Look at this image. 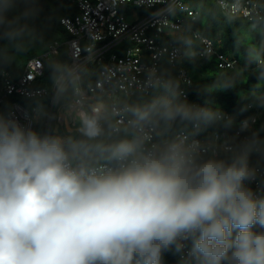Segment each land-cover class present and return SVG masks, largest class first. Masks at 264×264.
<instances>
[{"label":"clouds","instance_id":"1","mask_svg":"<svg viewBox=\"0 0 264 264\" xmlns=\"http://www.w3.org/2000/svg\"><path fill=\"white\" fill-rule=\"evenodd\" d=\"M37 2L0 0V41L30 33ZM141 4L175 12L172 0ZM218 7L229 20L245 11L242 0ZM248 55L264 106V59ZM235 86L225 73L205 91ZM141 92L132 103L78 107L65 134L0 114V264H161L168 252L179 264H264V138L195 139L232 121L182 99L171 74L150 70ZM257 181L259 194L249 186Z\"/></svg>","mask_w":264,"mask_h":264},{"label":"built area","instance_id":"2","mask_svg":"<svg viewBox=\"0 0 264 264\" xmlns=\"http://www.w3.org/2000/svg\"><path fill=\"white\" fill-rule=\"evenodd\" d=\"M68 1L78 11L61 18L70 38L56 42L39 55L31 57L18 77L4 68L0 69V114L17 119L22 126L43 131L51 124L64 132L72 131L76 127L73 119L75 109L98 101L120 105L130 103L131 98L142 95L141 89L150 70L168 73L165 63L175 69L176 78L184 85L183 98L189 99L186 87L191 86L193 81L182 65L183 47L171 37L192 33L203 47L200 56L217 54L221 68L235 64L234 60L216 51L212 40L190 27L189 22L198 18V10L189 0H172L175 8L173 15H169L163 5L138 6L137 0ZM214 1L218 7V0ZM242 2L245 11L237 17L250 21L264 17V0ZM62 46L66 48V57L70 60L65 71L50 87L39 85L38 80L47 66L61 64ZM83 77H86L85 81ZM58 83L66 85L64 92L58 91ZM11 96L38 100L49 98L50 105L44 112L40 106L30 108L14 101L7 110L6 102ZM189 103L205 107L195 102ZM249 107H254V104ZM219 111L224 114L225 120H235L238 128L234 131L207 129L196 135L195 139L206 141L218 137L222 141L236 137L243 140L251 131H256L258 113L241 117ZM42 114L46 115L44 124L38 120ZM245 120L249 121L250 129L241 132L240 125ZM185 131L192 132V127ZM249 186L259 194L258 181ZM175 259L179 260V256L176 255Z\"/></svg>","mask_w":264,"mask_h":264},{"label":"trees","instance_id":"3","mask_svg":"<svg viewBox=\"0 0 264 264\" xmlns=\"http://www.w3.org/2000/svg\"><path fill=\"white\" fill-rule=\"evenodd\" d=\"M189 2L198 10V18L194 22H189L190 27L212 40L216 51L230 60H234L235 64L233 67L221 68L217 54L200 56L203 47L192 33L171 37L176 44L183 47L182 65L187 69L193 81L191 86L186 87V92L189 95V99L186 100L205 107L230 112L235 116L245 117L258 113L256 132L261 138H264V106H261L254 99L252 91L257 84L255 75L257 66L254 63H249L248 55L250 51L254 50L264 59V17L250 21L235 16L229 20L217 7L214 0H189ZM35 7L37 14L30 22L31 31L22 41L15 45L9 44L7 41H0V69L4 68L10 71L14 77L22 74L31 57L39 55V52H43L56 42L61 43L70 38L69 33L61 23V18L78 12L77 7L68 0H38ZM186 39L190 40L191 43H185ZM64 48L61 50V64L57 65L62 71L57 73L54 70V64L47 66L44 75L38 80L39 85L50 87L58 76L65 71L70 60L66 57L67 51ZM164 66L168 74L176 77L175 69L168 66L167 63ZM225 73L235 77L236 86L234 88L211 93L205 91L207 86L213 85ZM83 79L85 81L86 77ZM183 87L184 85L181 83V88ZM259 94H264V86L256 95ZM140 97L131 98L130 103L139 100ZM182 99L184 98L182 97ZM14 101L24 103L30 108L33 105L40 106L44 112L50 105L49 98L48 100H38L11 96L6 102L7 110L11 108ZM250 104H254V107L250 108ZM231 121L230 127H225V121L222 120L207 129L234 131L238 128V124L235 120ZM40 124H44V121H41ZM181 128L182 126H176L173 132H177ZM190 128L191 126H188L184 130ZM256 161L257 156L252 155L250 162L254 164ZM262 166L264 167V165ZM175 256L172 252L165 253L161 264H179V260L175 259Z\"/></svg>","mask_w":264,"mask_h":264},{"label":"rangeland","instance_id":"4","mask_svg":"<svg viewBox=\"0 0 264 264\" xmlns=\"http://www.w3.org/2000/svg\"><path fill=\"white\" fill-rule=\"evenodd\" d=\"M39 53H41V52H39ZM45 117H46V115L45 114H42L41 116H39L38 120L40 119V121H44L45 120ZM74 130H75V128H73V130L72 131H69V132H74ZM59 132L61 134H65L66 131L64 132L63 130H59Z\"/></svg>","mask_w":264,"mask_h":264}]
</instances>
